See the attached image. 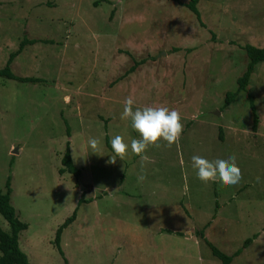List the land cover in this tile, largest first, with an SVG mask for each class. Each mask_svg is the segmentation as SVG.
<instances>
[{
  "label": "rangeland",
  "instance_id": "obj_1",
  "mask_svg": "<svg viewBox=\"0 0 264 264\" xmlns=\"http://www.w3.org/2000/svg\"><path fill=\"white\" fill-rule=\"evenodd\" d=\"M95 1L0 0V69L24 37L47 40L25 45L10 65L42 81L0 76V189L9 177L29 264H65L53 241L75 208L60 237L67 264H221L195 235L215 201L207 239L230 255L256 233L230 264H264V62L223 106L245 69L243 46L264 48V0H199L203 26L175 0ZM126 98L177 110L179 142L149 146L147 160L129 150L111 162L105 134L109 143L138 138L121 119ZM91 137L100 141L94 152ZM67 142L78 177L58 171ZM230 153L237 185L196 178L193 155ZM0 227L9 230L1 215Z\"/></svg>",
  "mask_w": 264,
  "mask_h": 264
},
{
  "label": "trees",
  "instance_id": "obj_2",
  "mask_svg": "<svg viewBox=\"0 0 264 264\" xmlns=\"http://www.w3.org/2000/svg\"><path fill=\"white\" fill-rule=\"evenodd\" d=\"M101 0H97L94 2V4H97ZM179 4L184 5L188 10L194 15V17L197 19L199 24L203 26V22L200 18V13L197 9V2L199 0H188L185 3H182L178 0ZM213 38V34H212ZM47 42V40L44 39H27L24 37L18 45V48L15 51H12L9 53L8 58L6 60V63L4 67L0 69V76L9 78V79H15L18 81L23 82H29V81H42L40 78L36 77H21L16 76L11 72L10 65L14 59V57L19 54L23 47L27 44H34L36 42ZM243 49L245 51V54L247 56V63L245 66L244 71L242 74L236 79V88L232 91H227L223 98V106H227L231 102H233L241 91H245L246 87L248 85L249 79L251 77V74L253 73V70L257 63L264 62V48L256 47L251 44H245L243 46ZM172 50H177V48H172ZM146 61V59H141L139 61H133V64L126 70V73H130L134 71L137 65L142 64ZM248 104L252 116V124L251 129L253 131H256L257 125H258V115L255 109V105L253 102V98L251 95H248ZM104 127H106V121H104ZM69 131V127H67V133ZM222 129H218V140L222 141ZM105 145L111 149V144L109 143V138L107 134L104 135ZM61 167L59 168V173L62 174L64 172H68L73 174L75 177H78L80 174V169L75 166V164L72 161L70 151L68 149V142L66 145L65 152L63 153L61 157ZM10 194H11V188H10V178L7 177L5 182V191L2 192L0 189V215L4 218V220L7 222L9 230L5 231L0 227V264H29L27 255L22 251V249L19 246L18 243V237L22 230L27 228V224L24 222H21L16 212L11 204L10 200ZM83 201L82 197L79 198L78 204H80ZM218 203L215 201V212L211 216V220L214 219ZM76 216V208L73 210L70 216H68L55 230V236H54V245L57 248L59 254L63 257L64 263L67 264V259L64 257L63 251L60 247V237L63 229L69 225ZM210 220V221H211ZM210 221L204 223L199 230L195 232V235L209 248L211 254L215 256L221 264H230L232 262V259L234 256L239 255L244 248H246L252 240H254L257 237V234H253L251 237H247L243 240L241 247L237 248L232 254L228 255L219 250L215 245H213L205 236V229L210 225Z\"/></svg>",
  "mask_w": 264,
  "mask_h": 264
},
{
  "label": "clouds",
  "instance_id": "obj_3",
  "mask_svg": "<svg viewBox=\"0 0 264 264\" xmlns=\"http://www.w3.org/2000/svg\"><path fill=\"white\" fill-rule=\"evenodd\" d=\"M121 119L130 120L131 128L138 134V138L131 139L129 144L125 143L120 135L114 136L110 144L115 158L111 162L116 158L122 160L128 155L129 150L141 160H147L148 157L144 153L149 146H158L160 142H164L167 146L178 143L183 130L182 117L177 110L166 106L135 108L131 98L124 100ZM87 143L94 152L100 141L98 138L91 137ZM191 166L195 170L196 178L203 183L218 180L225 185L232 186L237 185L241 180L236 157L231 153L215 160L193 155ZM145 178V173L141 168L137 181H143Z\"/></svg>",
  "mask_w": 264,
  "mask_h": 264
},
{
  "label": "water",
  "instance_id": "obj_4",
  "mask_svg": "<svg viewBox=\"0 0 264 264\" xmlns=\"http://www.w3.org/2000/svg\"><path fill=\"white\" fill-rule=\"evenodd\" d=\"M215 114H218V111H216ZM109 191H111V189Z\"/></svg>",
  "mask_w": 264,
  "mask_h": 264
}]
</instances>
